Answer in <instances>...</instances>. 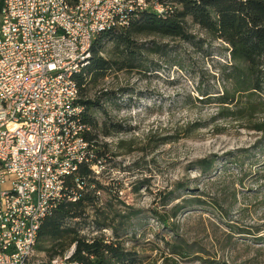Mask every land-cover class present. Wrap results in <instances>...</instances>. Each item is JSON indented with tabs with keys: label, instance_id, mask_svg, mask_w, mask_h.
I'll use <instances>...</instances> for the list:
<instances>
[{
	"label": "rangeland",
	"instance_id": "1",
	"mask_svg": "<svg viewBox=\"0 0 264 264\" xmlns=\"http://www.w3.org/2000/svg\"><path fill=\"white\" fill-rule=\"evenodd\" d=\"M190 30V42L155 39L160 49L144 52L141 71L111 73L91 92L104 110L94 113L98 124L121 131H91L104 154V189L66 228L118 237L136 264H162L165 256L177 264H264V134L256 129L264 112L236 120L199 103L203 92L231 91L223 71L229 55L223 42ZM202 159L213 161L208 174L195 165ZM194 199L202 203L188 206ZM175 207L177 216L160 224L158 215L170 217ZM33 253L34 264L48 262Z\"/></svg>",
	"mask_w": 264,
	"mask_h": 264
},
{
	"label": "built area",
	"instance_id": "2",
	"mask_svg": "<svg viewBox=\"0 0 264 264\" xmlns=\"http://www.w3.org/2000/svg\"><path fill=\"white\" fill-rule=\"evenodd\" d=\"M136 6L133 0H85V8H74L72 0H3L0 9V264H34L33 235L39 211L46 217L62 201L58 189H67L70 202L78 197L68 192L71 165H86L99 179L102 161L93 162L87 143L67 147L71 134L89 132L76 98L72 62L85 54L93 41V30L113 26L122 30L130 18L115 16L119 7ZM167 6V12L170 6ZM61 25L62 33L53 32ZM65 100H75L65 108ZM56 128H65L56 137ZM77 182V180H75ZM79 187V186H78ZM45 195L54 203L45 204ZM30 248V256L22 249ZM54 258L50 264H67Z\"/></svg>",
	"mask_w": 264,
	"mask_h": 264
},
{
	"label": "trees",
	"instance_id": "3",
	"mask_svg": "<svg viewBox=\"0 0 264 264\" xmlns=\"http://www.w3.org/2000/svg\"><path fill=\"white\" fill-rule=\"evenodd\" d=\"M155 1L166 11L157 13L148 7L128 14L129 24L122 26V30L113 28L95 39L87 65L75 76L79 104L83 108L82 120L90 130L85 134V140L91 145L93 162L103 160L104 154L91 131L96 130L104 137H109L119 133L121 127L112 123L109 126L106 123L98 124L94 113L96 110H104L99 98H90L91 92L111 73L141 71L146 64L144 52L156 54L160 49L155 39L192 41L195 36L190 30L191 26L197 27L209 38L226 44L229 55V62L223 71L231 91L226 90L216 97L203 92L205 100H199V103L217 104L224 118L241 119L264 112V0ZM166 5L171 9L168 12ZM150 38L153 40L142 42ZM108 45L110 48H107ZM256 129L264 134L263 124L256 126ZM195 165L202 174H208L212 170L213 161L202 159L196 161ZM73 173L76 175L67 179L66 186L68 192H73L78 199L70 202L66 198L67 189L64 190L62 201L45 216L39 228L36 252L48 256L45 264H50L54 258H63L72 248L73 253L67 259V264H136V255L128 251L118 237L110 241L102 235L87 238L73 228H66L67 221L85 216L87 208L95 202L93 193L104 189L98 181L99 177L91 174L86 165L78 166ZM200 203L201 200L194 199L187 205L192 207ZM181 209L175 207L170 217L158 215L157 219L160 224L166 225ZM176 255L184 257L185 254ZM162 264L177 263L172 257L165 256Z\"/></svg>",
	"mask_w": 264,
	"mask_h": 264
},
{
	"label": "bare ground",
	"instance_id": "4",
	"mask_svg": "<svg viewBox=\"0 0 264 264\" xmlns=\"http://www.w3.org/2000/svg\"><path fill=\"white\" fill-rule=\"evenodd\" d=\"M39 1H46V0H39ZM133 1H134V5L136 6H151L153 4V1L151 2H147L145 0H133ZM72 2L74 4V8H85V0H72ZM30 3H37V0H30ZM155 5H156V10L153 9V11L157 13H162L166 11V9L160 6L156 1H155ZM146 8L148 7H143V8L133 7V6L119 7L118 9H115V16H121L123 18H127L129 16L128 14L135 12L136 10L142 11ZM126 25L127 24H123L122 26H126ZM113 28H114L113 26H105V27H100V28H96V30H93V41H89L88 44H86L85 54L79 56V58H75V61L72 62V70H75V76L79 74L82 68L87 65L89 56H90V50H91L92 44L95 41V39L99 35L107 31H110ZM53 32L62 33V26L53 25ZM75 94H76V98H79L78 87H75ZM74 107H75V100H65V108H74ZM82 109L83 108L79 106V110H70V117L79 118V115L82 114ZM86 133L87 132L83 134H71L70 138L67 139V147H75L80 142H84V143H87L88 149L91 150L90 149L91 145L85 140ZM63 135H65V128H56V137H63ZM78 166L79 165H71V173L75 172ZM94 175L99 177L98 174H94ZM64 190L65 189H58V198H63ZM52 203H54V196L45 195V204H52ZM45 216H46V211H39V218H45ZM41 224L42 222L37 224V232H35L33 235L32 253L37 244V236H38V231H39ZM22 256H30V248H23Z\"/></svg>",
	"mask_w": 264,
	"mask_h": 264
}]
</instances>
